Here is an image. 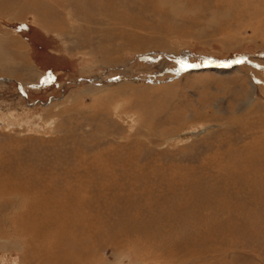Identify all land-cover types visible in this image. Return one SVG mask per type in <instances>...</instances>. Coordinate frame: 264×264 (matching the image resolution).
I'll list each match as a JSON object with an SVG mask.
<instances>
[{
	"label": "rangeland",
	"instance_id": "rangeland-1",
	"mask_svg": "<svg viewBox=\"0 0 264 264\" xmlns=\"http://www.w3.org/2000/svg\"><path fill=\"white\" fill-rule=\"evenodd\" d=\"M0 44V264H264V0H0Z\"/></svg>",
	"mask_w": 264,
	"mask_h": 264
},
{
	"label": "bare ground",
	"instance_id": "bare-ground-1",
	"mask_svg": "<svg viewBox=\"0 0 264 264\" xmlns=\"http://www.w3.org/2000/svg\"><path fill=\"white\" fill-rule=\"evenodd\" d=\"M11 63L13 65V61L7 55H5L4 53L1 52L0 53V66H3V64H5V65L9 64L10 65ZM201 130L203 131V129H201ZM199 131H200V129H199Z\"/></svg>",
	"mask_w": 264,
	"mask_h": 264
}]
</instances>
